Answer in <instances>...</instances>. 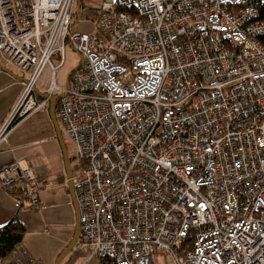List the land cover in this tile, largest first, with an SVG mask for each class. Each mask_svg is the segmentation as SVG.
Listing matches in <instances>:
<instances>
[{"label":"built area","instance_id":"built-area-1","mask_svg":"<svg viewBox=\"0 0 264 264\" xmlns=\"http://www.w3.org/2000/svg\"><path fill=\"white\" fill-rule=\"evenodd\" d=\"M76 1L0 0V53L24 79L0 144L46 108L36 89L48 67L76 161L79 233L68 261L264 264L257 0H102L78 12ZM68 47L80 61L59 86ZM41 175L24 160L2 165L0 191L36 206ZM0 264L45 263L20 245Z\"/></svg>","mask_w":264,"mask_h":264},{"label":"crops","instance_id":"crops-1","mask_svg":"<svg viewBox=\"0 0 264 264\" xmlns=\"http://www.w3.org/2000/svg\"><path fill=\"white\" fill-rule=\"evenodd\" d=\"M83 26H86L87 29L92 27L88 22L82 23L81 29H85ZM0 56L5 61L3 66L0 65L1 122L15 107L21 96L23 74L12 64H9L2 53ZM10 67L19 73H12L8 69ZM37 90L47 94V90L41 89L38 84ZM55 97L57 98V96ZM57 106L56 99L55 116L57 115ZM50 107L49 100L46 108L19 121L10 131L6 140L0 144V166L15 160H24L28 164L38 167L37 169L42 173L44 186L39 195V204L35 207H31L29 201L21 194L13 195L0 191V226L13 217H17L26 229L22 245L33 255L41 258L45 264H55L57 256L73 237L77 223L63 152L50 117ZM58 123L64 136L60 122L58 121ZM65 137L67 136L65 135ZM66 139L71 142L68 137ZM72 145L69 152L66 144L65 148L70 159L72 173H75L76 162H72L74 160L71 153ZM40 241L41 244L46 242L50 247L42 248L39 244ZM83 261L73 264H83Z\"/></svg>","mask_w":264,"mask_h":264},{"label":"rangeland","instance_id":"rangeland-1","mask_svg":"<svg viewBox=\"0 0 264 264\" xmlns=\"http://www.w3.org/2000/svg\"><path fill=\"white\" fill-rule=\"evenodd\" d=\"M101 3H102V0H77L76 4H75V9L78 12L81 10V8H84V9L97 8L101 5ZM80 26L81 25H79V28H80ZM83 27L85 29H87L86 26H83ZM85 29H82V30L83 31H90L89 28H88L89 30L88 29L85 30ZM79 61H80L79 56L73 50H71L68 47L66 49L65 62L61 67H58L57 72H56V82L58 85L65 84L69 73L72 71V69L74 67H76V65L79 63ZM4 63H5V61L3 59H1V56H0V65L3 66ZM52 63L54 65H57L58 60L53 59ZM8 69H10L12 71V73H15V74L19 73L16 69H13L12 67H10ZM50 80H51V72H50V69L47 67L46 69H44V71L42 72V74L40 76L38 86L41 89L47 90ZM66 138L67 137H65V135H64L63 140H64V143L66 144V146L68 148V152H69L70 146L72 145V143ZM72 162L75 163L76 161L72 160ZM32 166L37 170L38 167L36 168L34 165H32ZM39 244L41 245L42 248L50 247V245L47 244L46 242H42V244H41V241H40ZM73 256H74V250L68 254V256L62 261L61 264H73L74 262H80L81 260H84V257L78 256L72 262H69ZM159 263L164 264L162 258H159ZM88 264H95V263L93 261H90Z\"/></svg>","mask_w":264,"mask_h":264},{"label":"trees","instance_id":"trees-1","mask_svg":"<svg viewBox=\"0 0 264 264\" xmlns=\"http://www.w3.org/2000/svg\"><path fill=\"white\" fill-rule=\"evenodd\" d=\"M254 5L259 11L260 18L264 20V1L257 0ZM25 233V226L17 217L0 226V256L4 259L8 258L15 248L22 245Z\"/></svg>","mask_w":264,"mask_h":264},{"label":"water","instance_id":"water-1","mask_svg":"<svg viewBox=\"0 0 264 264\" xmlns=\"http://www.w3.org/2000/svg\"><path fill=\"white\" fill-rule=\"evenodd\" d=\"M21 79H22V81L24 80L23 78H21ZM36 92H37L39 97L48 98L50 100V102H51L50 117H51V120H52V122L54 124V127H55V130H56V136H57L58 141L60 143V146L62 148L65 168H66V172H67L68 179H69V182H68L69 191H70V194H71V198H72L73 204H74L75 209H76L77 223H76V226H75V231H74L73 237L71 238V240L68 243V245L64 248V250L57 256L56 261H55V264H61L62 261L72 251V249L74 247V244H75V241L77 239L78 233H79L78 208H77L76 199H75V196H74V193H73L72 184H71V181H70V178L72 177L70 159L68 158V154H67V151H66V148H65L63 136H62V133H61V130H60V127H59V123H58V120H57V118L55 116L56 97L53 96V95L40 93L37 89H36Z\"/></svg>","mask_w":264,"mask_h":264}]
</instances>
